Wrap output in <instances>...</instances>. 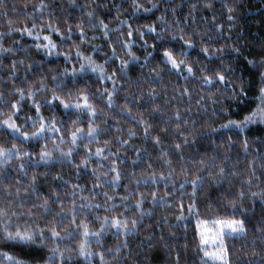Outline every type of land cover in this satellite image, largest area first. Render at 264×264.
<instances>
[{"label":"trees","instance_id":"trees-1","mask_svg":"<svg viewBox=\"0 0 264 264\" xmlns=\"http://www.w3.org/2000/svg\"><path fill=\"white\" fill-rule=\"evenodd\" d=\"M100 21L108 25V35ZM33 22L34 33L50 35L57 45L52 55L36 48L43 41L15 31L32 28ZM0 47L11 49L0 56V122L19 101L16 123L22 131H36L31 127L38 119L34 105L45 122L54 120L61 129L21 142L0 127V146L19 149V156L0 161V209L7 212L0 226L44 229L45 236L53 228L61 236L76 234L33 248L0 240V252L26 264H49L57 246L63 264H102L100 254L104 264H176L177 257L179 264H203L197 217L189 216L188 206L195 201L199 218L211 219L230 216L234 199L235 218L245 221L246 231L225 238L228 262L264 264V195H252L264 193V123L243 132L221 127L257 107L255 97L264 86V0H0ZM165 50L185 61L179 71L166 62ZM78 51L103 66V77L79 72L86 61ZM17 88L25 99L20 100ZM28 92L34 95L28 98ZM83 94L96 110L94 117L53 101L55 95L83 103L78 101ZM141 121L151 125L147 135ZM89 124L97 130L94 137L87 135ZM77 127L84 129L83 138L73 146L71 133ZM45 146L52 153L47 162L40 160ZM69 149L71 157L61 155ZM97 149H103L100 156ZM113 167L120 173L117 183ZM197 175L208 179L194 196L190 181ZM45 199L50 211L39 207ZM181 205L187 219L178 221ZM105 217L134 220L136 227L129 223L127 235L113 228L91 238L93 255L81 257L77 225L99 231ZM52 264H62L59 255Z\"/></svg>","mask_w":264,"mask_h":264},{"label":"snow or ice","instance_id":"snow-or-ice-1","mask_svg":"<svg viewBox=\"0 0 264 264\" xmlns=\"http://www.w3.org/2000/svg\"><path fill=\"white\" fill-rule=\"evenodd\" d=\"M137 9L140 7L139 5H135ZM43 7V5H41ZM155 7V5H153ZM145 12H150L152 9L146 8L144 9ZM232 9H229V12H231ZM87 15L91 18L93 16L92 12L87 13ZM163 19V17H161ZM233 19V17L230 15L229 20ZM11 24V21H9ZM100 25L103 29H105V35H108L107 29L108 25L105 24L103 21H100ZM36 25L35 22H33L32 28L25 27L23 30L15 29V31H20L21 34H26L29 37H33L37 41H43L42 43H37L36 48L37 49H44L47 51L48 55H52L54 50L56 49L57 45L53 42L50 35H41L40 33H34ZM49 29L51 32L58 33V29L53 28L51 25H49ZM42 31V30H41ZM148 31L154 32V27H149ZM129 37H132L133 32L129 31L127 33ZM143 33L140 34L141 38H143ZM175 39V37H174ZM180 39H183V37H180ZM189 47L192 45L189 43ZM11 49L0 47V56H3L5 53H9ZM207 51L206 49L204 50ZM238 51V50H236ZM78 57H81L86 61V63H82L80 65L79 72L83 73L85 71H91V72H99L101 76L103 77L104 69L102 65H96L91 57H82L81 53L78 51L76 53ZM163 56L166 58V62L171 64L173 69H176L177 71L180 70L181 65L185 63V61L180 60L179 62L174 57L173 53L171 51L165 50L163 52ZM67 59V57H65ZM21 63H23L21 61ZM122 62V66H123ZM250 65H255V61H248ZM260 66L264 67V59L260 61ZM15 69V62L13 63V70ZM193 69L191 67L187 68L188 73H192ZM67 74V71H66ZM73 77L77 75L76 70L74 69L71 73ZM55 79V77H53ZM108 79H111V77H108ZM217 79L220 81L224 80L223 75H217ZM261 81L262 84H264V73H261ZM205 82L211 84L213 81L207 77H205ZM17 93L20 96V100L25 99V92L22 88L16 89ZM241 94L246 95L245 90L241 89ZM34 95L33 92H28L27 97L31 98ZM82 100L83 103L76 102H65V100L61 99L58 96H53V101H59V103L67 110V109H74L77 112H87L91 116L96 115V110L93 107V105L89 102V98L86 94L78 96V101ZM255 100L258 101L257 107L249 114L244 116L243 120H232L229 119L226 124L221 125L222 128L225 129H238L240 132H243L246 128L249 127V125L257 124V123H264V86H261L258 90V95L255 97ZM112 96L109 94V105L111 106ZM51 103V102H50ZM19 101L17 103H14L11 105V108L15 111L8 116L7 119H4L2 122H0V127H4L8 130H10L12 133L16 134V138L19 139L21 142L28 141V140H38L44 138L45 133H58L61 131L60 128L56 126V121H52L50 123L45 122L43 117L40 116V106L34 105L35 111L37 114V120H33L31 122V127L35 128L36 131L32 132L31 134L22 131V126H18L16 123V119L19 118V107H18ZM0 115H3L0 113ZM178 118V117H177ZM25 120H31V117H25ZM73 125L77 123V121H72ZM141 123L145 124V135L148 134L149 129L151 128V125H148L146 122L141 121ZM38 124V127H37ZM84 129L83 128H75V131L71 133V140L70 143L73 146H76L77 141L82 139V133ZM96 129L89 124L88 128V137H94L96 134ZM166 131V129H165ZM213 131H217L214 129ZM61 143H63V137L60 138ZM155 143H160L159 138H155ZM184 143H187V139H185ZM245 151H247V141H245ZM177 149L181 147L180 144L175 145ZM103 149H97L96 155L100 156ZM73 154V150L69 149L68 152L64 153L62 152L61 155L64 157H71ZM28 155V154H25ZM14 156H19V149L16 145H12L11 148H5L3 146H0V161H7L8 159L13 158ZM52 158V153L47 150V146H45V150L40 152V160L47 162ZM88 161L85 160L83 162L84 166H87ZM170 163V161H169ZM23 167V166H21ZM79 167V166H77ZM95 171V170H93ZM112 172L115 173V176L113 178V183H117L120 179V173L117 171L115 167L111 169ZM224 173V169H220V175L222 176ZM104 175H107V173H104ZM99 177H97L98 179ZM163 178V177H162ZM206 177H202L197 175L195 179L191 180V186L193 188V195L195 196L197 188L203 187L205 183H207ZM33 183H35V178H33ZM250 183V181H249ZM78 187V186H76ZM183 187V185L181 186ZM35 191V189H33ZM239 198L243 199L244 192L241 191L239 194ZM253 196L257 195H264V193H252ZM105 196H107V193H105ZM59 198L57 197V200ZM48 200L45 199L42 204L39 205V207H43L45 211H50L48 208ZM229 205L233 209V213L230 216H216L211 219L204 218L201 219L199 211L196 209V203L193 201L191 205L188 206V214L189 216L195 215L197 217L196 220V232L199 238V247L200 251L203 253V264H208V261H212V264H229L228 262V251L227 247L225 245V238L232 236L233 234H242L246 231V225L245 221L242 219L235 218V212L237 210V201L236 200H230ZM139 206V205H138ZM81 207H84V205H81ZM88 207H99L98 205H92L89 204ZM183 208L184 206L181 205V215L177 217L178 221H183L187 219V217L183 214ZM73 223H75V215L76 213L73 212ZM7 216V212L3 209H0V217ZM98 219V218H97ZM129 223H131L132 228L134 229L136 227V221H127V220H120L118 218H111L105 217L103 220V223L101 224V228L99 231H91L89 228V225L87 223H81L77 225V228L80 230L78 235L82 238L81 242L79 243V249L78 254L81 257H84L85 259H88L93 255V253L89 250L90 244H91V238L93 237H100L106 230L110 229H116L117 233L123 232L125 235H127L129 230ZM44 229H40L38 231H33L31 229L25 228L23 231L19 229V227L16 228L15 231H12L9 229L8 224H3L0 226V240H3L4 242L10 243L15 246H19L22 248H33V247H44V242L48 239H52L53 241H62L64 239L70 238L75 236V233H69L67 236H61L59 232L55 231V229H49L50 236L44 235ZM163 239V237H161ZM37 240L40 241V244L37 245ZM97 243H99V240H97ZM151 246V245H150ZM53 255L48 257L49 264H52V262L55 261L56 256L59 255L63 264V253L60 251L59 246L56 248L51 249ZM100 259L102 264L103 262V255L100 254ZM0 264H26V262L23 259H18L16 256L11 255L7 252H0ZM176 264H179V257H177Z\"/></svg>","mask_w":264,"mask_h":264}]
</instances>
